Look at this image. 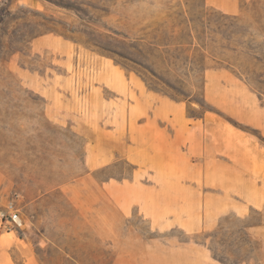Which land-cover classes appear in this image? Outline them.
<instances>
[{
  "label": "rangeland",
  "instance_id": "obj_1",
  "mask_svg": "<svg viewBox=\"0 0 264 264\" xmlns=\"http://www.w3.org/2000/svg\"><path fill=\"white\" fill-rule=\"evenodd\" d=\"M34 1L0 4V264H259L212 197V135L197 155L193 134L219 126L231 162L234 138L256 135L264 0L234 14L215 0ZM112 66L174 105L160 123L185 132L171 165L135 158V95L102 88ZM10 199L22 229L2 217Z\"/></svg>",
  "mask_w": 264,
  "mask_h": 264
},
{
  "label": "crops",
  "instance_id": "obj_2",
  "mask_svg": "<svg viewBox=\"0 0 264 264\" xmlns=\"http://www.w3.org/2000/svg\"><path fill=\"white\" fill-rule=\"evenodd\" d=\"M23 1L25 5L35 2L34 0ZM215 1L216 3L214 2V4L216 6L231 14L236 13L238 10L235 0ZM2 2L3 0H0V4ZM57 40L58 36L55 35H52L48 39L43 36L34 39L32 46H40L45 42L60 44ZM109 69L119 78L113 81L111 86L104 84L102 88L107 93L110 91V94L115 97L114 99H118L117 95L120 96L122 93L131 92L135 95L133 109L128 111L131 114L132 127L135 133V158L139 157L137 150L142 149L146 150L142 153V156H156L158 154V157L162 159V163L171 165L172 151L174 152L173 149H176L177 146L182 144L185 132L182 129H174L170 126L160 125V123L164 122V118L174 109V105L167 97L147 88L139 78L135 77L130 82V77H123V73H121V70L117 66H112ZM262 102L264 107V99ZM263 107L258 115L253 118L251 117V121L249 122L251 128L256 132V135L245 137L243 135H237L234 138L235 140L239 138L245 141L244 148L240 147L233 153L234 162L217 155L228 145L226 142L230 139L226 136V132L221 131L219 126H202L201 129L197 128L193 134L195 135L197 155L199 153L203 155L204 152L205 130L212 135L210 145L213 152L211 160L213 168L210 180L213 182V187L218 189L217 191L213 190L212 197H218L217 207L223 214H235L244 222L243 230L245 234L258 244L259 264H264ZM130 114L127 116L130 117ZM109 116L107 115V117ZM127 125L129 126L128 123L125 126L127 127ZM88 130L91 131V129ZM121 148H127V146L121 145ZM155 148H158L157 153ZM225 153L229 155L231 151L225 149ZM233 167H238L239 169L237 170ZM196 180H199L197 176ZM225 199L228 200L224 201ZM254 215L258 216L257 221L253 219Z\"/></svg>",
  "mask_w": 264,
  "mask_h": 264
},
{
  "label": "built area",
  "instance_id": "obj_3",
  "mask_svg": "<svg viewBox=\"0 0 264 264\" xmlns=\"http://www.w3.org/2000/svg\"><path fill=\"white\" fill-rule=\"evenodd\" d=\"M5 213L2 217H6V223L10 230L12 228L22 229L24 227V221L20 217L19 210L16 207V200L10 199L5 205Z\"/></svg>",
  "mask_w": 264,
  "mask_h": 264
},
{
  "label": "bare ground",
  "instance_id": "obj_4",
  "mask_svg": "<svg viewBox=\"0 0 264 264\" xmlns=\"http://www.w3.org/2000/svg\"><path fill=\"white\" fill-rule=\"evenodd\" d=\"M29 4H31V3H29Z\"/></svg>",
  "mask_w": 264,
  "mask_h": 264
}]
</instances>
